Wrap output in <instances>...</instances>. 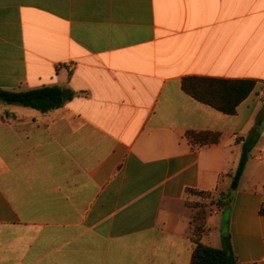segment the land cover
<instances>
[{"label":"crops","instance_id":"crops-1","mask_svg":"<svg viewBox=\"0 0 264 264\" xmlns=\"http://www.w3.org/2000/svg\"><path fill=\"white\" fill-rule=\"evenodd\" d=\"M188 77L256 87L226 115ZM49 86L63 107L0 105V264H191L188 191L230 193L263 114L264 0H0V90ZM261 126L200 238L238 264H264Z\"/></svg>","mask_w":264,"mask_h":264},{"label":"trees","instance_id":"trees-1","mask_svg":"<svg viewBox=\"0 0 264 264\" xmlns=\"http://www.w3.org/2000/svg\"><path fill=\"white\" fill-rule=\"evenodd\" d=\"M255 87L256 84L248 80L188 77L182 82V89L187 95L199 103L210 106L226 115L235 114L239 105L250 96ZM69 97V94H67L66 99H64V90L58 86L42 87L29 91L0 90V105L20 106L46 114L63 107ZM263 120L264 110L251 134L243 141L242 156L239 166L232 176L230 193L223 194L215 203L212 201L209 206L187 202L188 206L195 210L191 230L195 238L196 248L191 264H238L230 236H224L223 248L221 249L204 246L201 244L200 238L205 232L206 219L212 206L218 205L221 207L222 204H226L227 199L231 197V193L237 190L252 151L259 141ZM186 137L192 144L200 146L215 145L220 141V134L211 132H188ZM188 193L189 195H198L208 199L213 197L211 192L189 190Z\"/></svg>","mask_w":264,"mask_h":264},{"label":"rangeland","instance_id":"rangeland-1","mask_svg":"<svg viewBox=\"0 0 264 264\" xmlns=\"http://www.w3.org/2000/svg\"><path fill=\"white\" fill-rule=\"evenodd\" d=\"M232 183V182H231ZM229 191H231V184H230V187H229ZM228 191V192H229ZM215 203V197L213 196L212 198H204V197H201V196H198V195H193L191 194L190 195V199H189V203L190 204H198V205H210L211 203Z\"/></svg>","mask_w":264,"mask_h":264},{"label":"water","instance_id":"water-1","mask_svg":"<svg viewBox=\"0 0 264 264\" xmlns=\"http://www.w3.org/2000/svg\"><path fill=\"white\" fill-rule=\"evenodd\" d=\"M64 99H66V92L64 91Z\"/></svg>","mask_w":264,"mask_h":264}]
</instances>
